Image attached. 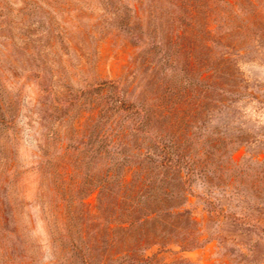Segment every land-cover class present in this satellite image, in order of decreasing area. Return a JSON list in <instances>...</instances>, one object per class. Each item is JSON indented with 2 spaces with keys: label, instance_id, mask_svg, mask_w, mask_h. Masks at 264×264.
Returning <instances> with one entry per match:
<instances>
[{
  "label": "rangeland",
  "instance_id": "rangeland-1",
  "mask_svg": "<svg viewBox=\"0 0 264 264\" xmlns=\"http://www.w3.org/2000/svg\"><path fill=\"white\" fill-rule=\"evenodd\" d=\"M132 4L0 0V264H65L57 206L81 264L104 171L136 179L157 140L197 160L184 199L199 246H154L148 264H264V41L218 85L191 66L183 26L122 25Z\"/></svg>",
  "mask_w": 264,
  "mask_h": 264
},
{
  "label": "trees",
  "instance_id": "trees-1",
  "mask_svg": "<svg viewBox=\"0 0 264 264\" xmlns=\"http://www.w3.org/2000/svg\"><path fill=\"white\" fill-rule=\"evenodd\" d=\"M129 11L122 15L124 26H183L176 34L185 38L191 66L197 64L203 70L204 80L216 74L218 85H226L219 78L233 77L236 62L252 42L260 48L264 41V0H133ZM155 144L160 153L140 155L138 167L147 170L136 179L110 168L104 171V182L97 184L102 192L104 189V219L83 227L87 250L81 252V264H148L146 252L154 246L178 245L182 251L199 246L193 242L192 226L197 222L184 199L197 160L176 154L174 144L161 140ZM69 175L58 174V181L63 183ZM170 176L175 178V186L169 182ZM89 178L91 183L96 181L95 175ZM58 188L56 195L67 194L64 184ZM80 200L77 196L73 205ZM57 207L61 259L76 264L71 217L59 211L62 206ZM182 233L183 240H178Z\"/></svg>",
  "mask_w": 264,
  "mask_h": 264
}]
</instances>
